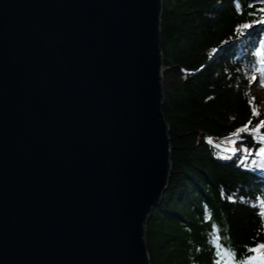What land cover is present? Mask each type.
Segmentation results:
<instances>
[{
	"label": "water",
	"instance_id": "obj_1",
	"mask_svg": "<svg viewBox=\"0 0 264 264\" xmlns=\"http://www.w3.org/2000/svg\"><path fill=\"white\" fill-rule=\"evenodd\" d=\"M162 0H0V264H150L170 179Z\"/></svg>",
	"mask_w": 264,
	"mask_h": 264
},
{
	"label": "trees",
	"instance_id": "obj_2",
	"mask_svg": "<svg viewBox=\"0 0 264 264\" xmlns=\"http://www.w3.org/2000/svg\"><path fill=\"white\" fill-rule=\"evenodd\" d=\"M256 8L245 6L239 15L233 0H162V112L172 168L163 200L146 225L150 264H214L217 235L238 258L246 254L244 245L264 242V191L262 199L255 197L258 186L249 174L259 177L264 170L225 158L230 155L207 140L259 147L254 134L230 135L249 119V128L264 119L262 94L252 80L260 74L254 72L258 57L236 48L243 36L217 54L236 37V24L259 18L248 15ZM259 183L264 186V180Z\"/></svg>",
	"mask_w": 264,
	"mask_h": 264
},
{
	"label": "snow or ice",
	"instance_id": "obj_3",
	"mask_svg": "<svg viewBox=\"0 0 264 264\" xmlns=\"http://www.w3.org/2000/svg\"><path fill=\"white\" fill-rule=\"evenodd\" d=\"M257 3L264 5V0H246V5L242 4V0H233L234 7L239 15H244L245 6L248 8H256ZM248 15L253 17H256L258 15L259 18L236 24L234 32L237 38H239L240 36H244L246 30L252 29L254 25L264 24V6L256 8L255 11L249 12ZM213 51H215V49H213ZM254 55L258 57L256 63L259 65V67L254 68V72L264 73V46L257 48ZM252 80H256L255 75L252 76ZM261 83H264V79L261 80ZM251 111L253 116L258 117L260 115L255 107H252ZM251 123L252 120L249 119L247 123L243 124L240 127H237L235 131L230 135L236 137L242 132L254 134V139L259 142V147L256 148L255 146H253L252 148H250L245 144H241L239 148L230 147L225 151L231 153L232 155L240 152L241 156L239 157V159L241 163H243V166L245 168L264 170V133H261L260 131V129L264 127V119H260L254 127L249 128V125ZM236 142L237 141L235 140L229 141V143L231 144H235ZM217 147L219 148L220 145L218 144ZM225 158L231 159V156H227ZM250 158V163H244L246 161H249ZM228 199H233V197L229 196ZM261 204H264V200L261 201ZM216 240L218 242L216 244L217 250L215 252V255L216 257H218V259L215 260L214 264H264V242L244 245L243 247L246 250V254L242 253L238 258L234 250H230L229 248H226L222 243H219V235H217Z\"/></svg>",
	"mask_w": 264,
	"mask_h": 264
},
{
	"label": "bare ground",
	"instance_id": "obj_4",
	"mask_svg": "<svg viewBox=\"0 0 264 264\" xmlns=\"http://www.w3.org/2000/svg\"><path fill=\"white\" fill-rule=\"evenodd\" d=\"M247 31H249V32H252L251 30H247ZM259 32H261V30H258V33ZM253 33H256V32H253ZM245 35H250V33H245ZM252 35L253 34H251V37H252ZM255 36L256 35H253V37H252V39H254L255 38ZM257 36L258 37H262L261 35H259V34H257ZM239 40V38H237V37H234V38H231V40L228 42V43H226V44H224L223 46H222V48L223 47H227V46H229V45H231V44H236L235 42H237ZM246 44V42H244V45ZM236 48L238 49L239 48V51H241L242 52V54L244 55V56H247L246 55V49L242 46V44L240 43V41L238 42V44H236ZM221 50V49H220ZM222 51V50H221ZM162 77H163V71H162ZM256 79H259L257 76H256ZM163 84V83H162ZM257 85V84H256ZM165 118V117H164ZM166 121V120H165ZM167 127H168V125H167ZM168 134H169V128H168ZM169 136V135H168ZM208 141H209V143L211 144V145H213V146H217L218 145V143L217 142H214V143H212L213 141V138L212 137H209L208 139H207ZM169 145H170V138H169ZM220 145V144H219ZM221 146V145H220ZM230 147H240L239 145H235V146H230V145H227L224 149H227V148H230ZM220 150V149H219ZM170 153H171V147H170ZM230 156H235V157H240L241 156V153L240 152H237L236 154H234V155H232V154H229ZM171 168H172V166H171V159H170V172H171ZM249 174L250 175H252V177H253V180H254V182H253V184L256 186H258V191H257V189L255 188V191H252V193H254L255 194V197L256 198H261L262 199V197H261V193L264 191V186H262V184H260L259 183V181L261 182V180H263V178H264V176H263V174H260V176L258 177H256L255 176V174L254 173H250L249 172ZM168 184H169V182H168ZM167 188H168V186H167ZM167 188H166V190H167ZM166 190H165V192H166ZM165 192H164V194H165ZM164 194H163V197H164ZM163 197H162V200H163ZM162 202V201H161ZM161 204V203H160ZM260 205L261 206H263L264 204H261L260 203ZM264 210V209H263ZM153 213V212H152ZM147 225V224H146ZM145 235H146V226H145Z\"/></svg>",
	"mask_w": 264,
	"mask_h": 264
},
{
	"label": "rangeland",
	"instance_id": "obj_5",
	"mask_svg": "<svg viewBox=\"0 0 264 264\" xmlns=\"http://www.w3.org/2000/svg\"><path fill=\"white\" fill-rule=\"evenodd\" d=\"M162 54V53H161ZM162 68H163V71H164V67H163V63H162ZM162 80H163V77H162ZM257 83H259V82H257ZM163 85V84H162ZM255 90L256 91H258V92H260L261 94H262V99H263V102H264V86H260V85H256L255 84ZM163 113V112H162ZM167 123V122H166ZM169 135V134H168ZM225 147H221V149L223 150ZM237 148H239V147H237ZM171 154V153H170Z\"/></svg>",
	"mask_w": 264,
	"mask_h": 264
}]
</instances>
